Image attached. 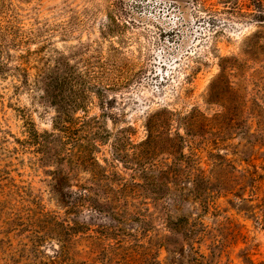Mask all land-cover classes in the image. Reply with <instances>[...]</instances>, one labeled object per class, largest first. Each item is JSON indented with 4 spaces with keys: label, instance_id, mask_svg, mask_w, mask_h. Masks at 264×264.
Listing matches in <instances>:
<instances>
[{
    "label": "rangeland",
    "instance_id": "obj_1",
    "mask_svg": "<svg viewBox=\"0 0 264 264\" xmlns=\"http://www.w3.org/2000/svg\"><path fill=\"white\" fill-rule=\"evenodd\" d=\"M0 46V264H264V0H0ZM62 66L84 124L40 164Z\"/></svg>",
    "mask_w": 264,
    "mask_h": 264
},
{
    "label": "trees",
    "instance_id": "obj_2",
    "mask_svg": "<svg viewBox=\"0 0 264 264\" xmlns=\"http://www.w3.org/2000/svg\"><path fill=\"white\" fill-rule=\"evenodd\" d=\"M4 66L3 53L0 46V71H3ZM62 67V70L58 69L55 74L49 72L43 80L34 83V88L41 90L44 98L50 105L56 108L55 118L52 123L55 133L44 132L43 134H38L33 128L30 129L28 133L29 142L35 146L37 153L40 155L38 159L40 164L55 163V165H58V160L61 161L60 150L66 145L65 140H63V135H67L75 125L80 124L81 126L84 124V122L81 123L78 118H74L71 113L84 109L82 97L90 88L84 84L81 86L78 83V81L83 78V74L80 75L67 66ZM60 72L63 74H59ZM94 93L98 99L103 100L105 97V94L100 90ZM203 120L205 119H201V117L196 114V111L193 110L186 116L177 119V125L185 131L187 136L191 137L194 136L196 130L201 128ZM145 127L148 132H150L151 127L153 128L154 126L146 124ZM181 145L182 143L180 146ZM178 154L181 158H185L184 154L181 152ZM168 155L174 158V154L168 152ZM77 160L79 165L90 163L92 165L96 164L99 167L96 159L91 155L85 156L84 154H80ZM54 168L53 171L48 172L51 177V180L48 182L49 188L53 197L56 198L58 196L59 199H62L65 189L68 188L70 184L69 177L62 166H54ZM83 187L85 186H78L80 189ZM168 223H171V220L168 221ZM176 228H178V224Z\"/></svg>",
    "mask_w": 264,
    "mask_h": 264
}]
</instances>
